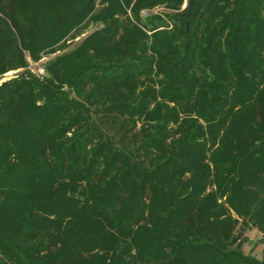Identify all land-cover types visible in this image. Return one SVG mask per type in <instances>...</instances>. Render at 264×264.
Wrapping results in <instances>:
<instances>
[{"label": "trees", "instance_id": "1", "mask_svg": "<svg viewBox=\"0 0 264 264\" xmlns=\"http://www.w3.org/2000/svg\"><path fill=\"white\" fill-rule=\"evenodd\" d=\"M185 1L0 0V264H264V0Z\"/></svg>", "mask_w": 264, "mask_h": 264}, {"label": "rangeland", "instance_id": "2", "mask_svg": "<svg viewBox=\"0 0 264 264\" xmlns=\"http://www.w3.org/2000/svg\"><path fill=\"white\" fill-rule=\"evenodd\" d=\"M185 2L186 3H185L183 8H185L187 6V3H188L187 0ZM167 12H170V11L167 8H165L164 6H162V7H159L157 9H154V10L143 11L141 13V16L144 19H148V17L150 15H159V16L163 17V15H165ZM100 28H103V25H99V26L91 25L90 28H88V29H86V31H84L85 34L83 36L76 38V40H74V41L70 40L73 37V35H75L74 31L71 32L70 35L66 38V45L67 44L70 45L69 49H67V50L72 49L74 47L73 45H75L76 41L80 40L83 37L88 36L90 34V32H92L93 30L100 29ZM63 42L64 41H62V43ZM67 50H62V52L53 53V54L43 52L40 54V59L37 61L32 60V57L30 56L29 53L27 54L26 58H27L29 63L30 62L31 63H33V62H35V63H46L47 59L49 60V59L55 58L58 55H61L63 52H66ZM20 71L21 70L11 71V72L4 74L3 78H1L2 80H0V83L2 84V83H4V81L15 77L17 74H19ZM246 233H248V234H246L245 237H248L250 243H247L244 245L245 252L246 253L253 252L254 255H257L258 257L261 258L264 255V242L262 241L263 235L260 232H258L257 230H253V229L247 231ZM254 244L256 245L255 249L253 247Z\"/></svg>", "mask_w": 264, "mask_h": 264}, {"label": "built area", "instance_id": "3", "mask_svg": "<svg viewBox=\"0 0 264 264\" xmlns=\"http://www.w3.org/2000/svg\"><path fill=\"white\" fill-rule=\"evenodd\" d=\"M48 61V59H47ZM30 64V67H29V70L36 74L38 77H43L45 76L46 74V70H45V67H44V63H29Z\"/></svg>", "mask_w": 264, "mask_h": 264}]
</instances>
